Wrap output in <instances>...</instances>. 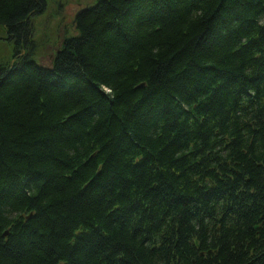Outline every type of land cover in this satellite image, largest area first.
<instances>
[{
    "label": "trees",
    "instance_id": "16d2710c",
    "mask_svg": "<svg viewBox=\"0 0 264 264\" xmlns=\"http://www.w3.org/2000/svg\"><path fill=\"white\" fill-rule=\"evenodd\" d=\"M47 4L0 0V264H192L188 152L242 138L243 94L264 124V0H98L44 66Z\"/></svg>",
    "mask_w": 264,
    "mask_h": 264
},
{
    "label": "flooded vegetation",
    "instance_id": "af4514ba",
    "mask_svg": "<svg viewBox=\"0 0 264 264\" xmlns=\"http://www.w3.org/2000/svg\"><path fill=\"white\" fill-rule=\"evenodd\" d=\"M264 185V173L251 172L248 168L246 174L237 179H228L223 183V191L225 193H232L236 196L239 207L234 213L236 218H245L243 227L231 228L230 222L225 225L228 230L224 233L215 232V235L211 237V241L214 243L206 244L203 246L205 249L211 250L213 264H223L224 257L226 261L229 258L221 252L224 246H231V250L236 254H250L254 238L256 236V220L260 216H264V201L261 200L262 196L259 194V190ZM264 226V220L262 221ZM263 235V234H262ZM259 239V236L256 238ZM220 240V242H215ZM214 245L216 247H213ZM219 245V246H218ZM261 254H264V249ZM240 259H238V262Z\"/></svg>",
    "mask_w": 264,
    "mask_h": 264
},
{
    "label": "rangeland",
    "instance_id": "374dc122",
    "mask_svg": "<svg viewBox=\"0 0 264 264\" xmlns=\"http://www.w3.org/2000/svg\"><path fill=\"white\" fill-rule=\"evenodd\" d=\"M95 2L96 0H50L47 12L34 18L33 39L39 44L38 51H44L47 54L48 51L45 48L54 46L66 35V25L71 30L72 17L80 8L79 6L93 5ZM10 53L7 33L3 32L0 27V60L6 58ZM42 57H44L43 53L37 56L40 63ZM44 64L49 65L50 59ZM175 264H178L177 260Z\"/></svg>",
    "mask_w": 264,
    "mask_h": 264
},
{
    "label": "bare ground",
    "instance_id": "6f19581e",
    "mask_svg": "<svg viewBox=\"0 0 264 264\" xmlns=\"http://www.w3.org/2000/svg\"><path fill=\"white\" fill-rule=\"evenodd\" d=\"M49 1H50V0H48V4H47V8H46V10H45L42 14L36 15V16H34V17L32 18V20H31V21H32L31 25L34 24V18H35V17H37V16H41V15H43L44 13L47 12L48 5H49ZM3 32H6V33H7V31H5V30H3ZM71 35H73V34H71ZM65 36H69V35L67 34V35H65ZM65 36H64V37H65ZM64 37H63V38H64ZM62 40H63V39H62ZM62 40H59V42H58V46H57V48H56V53H57V51L59 50L60 45H62ZM34 60H35L36 62H39L35 57H34ZM43 65H46V64H43ZM239 92H240V89H237V93H239ZM209 137H211V138H210V139H205L206 142H205V140H203V142H205V143L202 145V147L200 146V147H198V148H195V146L192 145V146H191V149H190L189 152H188L190 155H193L195 152L197 153L194 157L196 158L198 165H200V169H201L202 167H204V166H203V162H204L205 157H207L209 154H211L212 150H213V149L218 145V143L220 142V140L218 139V137L215 136V135H213V134H209ZM229 137H230V139L233 141V134L229 135ZM237 139H238V138H237ZM199 161H200V162H199ZM194 180H195V182H194V185H193L192 193H195V192H196L200 187H202V185H203V183H202L201 180H199V179H194ZM215 242H220V240H216ZM211 246L216 247V246H214V245H211ZM218 246H219V245H218Z\"/></svg>",
    "mask_w": 264,
    "mask_h": 264
},
{
    "label": "water",
    "instance_id": "95a60500",
    "mask_svg": "<svg viewBox=\"0 0 264 264\" xmlns=\"http://www.w3.org/2000/svg\"><path fill=\"white\" fill-rule=\"evenodd\" d=\"M7 234V233H6Z\"/></svg>",
    "mask_w": 264,
    "mask_h": 264
}]
</instances>
